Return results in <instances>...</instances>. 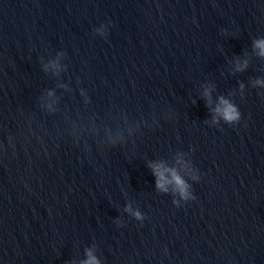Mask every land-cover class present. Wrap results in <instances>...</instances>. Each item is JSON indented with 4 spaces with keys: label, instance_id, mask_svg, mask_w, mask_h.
I'll use <instances>...</instances> for the list:
<instances>
[{
    "label": "water",
    "instance_id": "water-1",
    "mask_svg": "<svg viewBox=\"0 0 264 264\" xmlns=\"http://www.w3.org/2000/svg\"><path fill=\"white\" fill-rule=\"evenodd\" d=\"M261 38L264 0H0V264H264Z\"/></svg>",
    "mask_w": 264,
    "mask_h": 264
},
{
    "label": "clouds",
    "instance_id": "clouds-1",
    "mask_svg": "<svg viewBox=\"0 0 264 264\" xmlns=\"http://www.w3.org/2000/svg\"><path fill=\"white\" fill-rule=\"evenodd\" d=\"M254 47L258 49L259 55L264 56V38L257 39L254 42ZM257 83H264V81L258 80ZM214 111L219 118H222L229 124L238 123L241 119L239 107L223 96L219 98V103ZM215 120L216 117H214V121ZM150 167L153 169V174L156 177V187L158 189L167 192L169 190L168 186L172 185L174 186L175 191L179 193L182 200L189 201L195 199V195L190 191V185L184 180V178L177 172L175 168L168 167L163 162H154L150 165ZM193 178L198 179V177ZM173 203L177 206L181 205L180 200H175ZM128 211L132 212L136 218L141 220L143 219V214L141 212H133L130 207L128 208ZM82 264H101V261L90 249L87 253V259L84 260Z\"/></svg>",
    "mask_w": 264,
    "mask_h": 264
}]
</instances>
